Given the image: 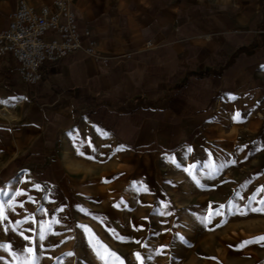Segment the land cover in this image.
<instances>
[{
  "label": "crops",
  "instance_id": "crops-1",
  "mask_svg": "<svg viewBox=\"0 0 264 264\" xmlns=\"http://www.w3.org/2000/svg\"><path fill=\"white\" fill-rule=\"evenodd\" d=\"M19 1L0 0V31ZM68 1L82 46L107 62L78 50L27 84L0 56L4 188L27 181L50 211L86 187L84 164L264 138V0Z\"/></svg>",
  "mask_w": 264,
  "mask_h": 264
},
{
  "label": "rangeland",
  "instance_id": "rangeland-1",
  "mask_svg": "<svg viewBox=\"0 0 264 264\" xmlns=\"http://www.w3.org/2000/svg\"><path fill=\"white\" fill-rule=\"evenodd\" d=\"M234 140L84 164L86 187L50 211L27 181H0V264H264V212L251 211L264 206V138Z\"/></svg>",
  "mask_w": 264,
  "mask_h": 264
},
{
  "label": "built area",
  "instance_id": "built-area-1",
  "mask_svg": "<svg viewBox=\"0 0 264 264\" xmlns=\"http://www.w3.org/2000/svg\"><path fill=\"white\" fill-rule=\"evenodd\" d=\"M48 31L56 33L58 38L44 39ZM80 38L68 0H53L50 5L38 8L21 0L8 15L7 28L0 31V56L10 54L18 62L11 71L27 84L41 79L40 67L44 62L58 61L78 50L106 64L107 59L96 55L93 43L83 47Z\"/></svg>",
  "mask_w": 264,
  "mask_h": 264
},
{
  "label": "snow or ice",
  "instance_id": "snow-or-ice-1",
  "mask_svg": "<svg viewBox=\"0 0 264 264\" xmlns=\"http://www.w3.org/2000/svg\"><path fill=\"white\" fill-rule=\"evenodd\" d=\"M81 146L83 147V145H81ZM91 146H92L91 145V142H88V147H91ZM93 151H95V149H93ZM76 155L81 156V157H84L85 156V153L83 151H81L80 148H77ZM87 158L88 159H93L94 157L89 156ZM17 195H20V193H17ZM249 199L251 200V198H249ZM260 203H261V205H264V201H260ZM245 207H247V205ZM60 211H63V209H60ZM251 211L252 212H264V206H262L260 208H251ZM240 214L243 215V214H246V213H244L243 210H241V213ZM2 215H3V212H2V209H0V216H2ZM17 223H20V222L17 221ZM23 239L27 241L29 239V237L25 236V237H23ZM44 239H45V233H44L43 226H42L41 227L40 234H39V240L40 241H43ZM259 239L260 240H264V237H260ZM251 242L252 241H245L244 244H248V243H251ZM89 244L92 245V241L91 240H89ZM0 247H7V246L0 245ZM101 247H106V246H103V245L93 246V249L92 250L94 251L95 255L98 258L103 259L102 253L100 251V248ZM33 250L34 249L32 247H27L26 246L25 248L20 249L18 252H13V255H17L19 257V256H23V254H25V253L31 254L33 252ZM68 255L71 256L73 254L72 253H69ZM110 255H115V254L114 253H110ZM135 256H136V259L138 261L141 259L140 253H136ZM24 259H27V257L25 256ZM33 264H34V262H33ZM105 264H107V261H105Z\"/></svg>",
  "mask_w": 264,
  "mask_h": 264
}]
</instances>
